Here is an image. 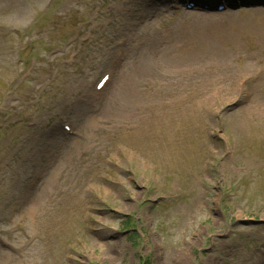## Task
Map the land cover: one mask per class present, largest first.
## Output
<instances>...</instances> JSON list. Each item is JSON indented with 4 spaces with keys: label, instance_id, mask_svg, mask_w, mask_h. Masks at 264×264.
<instances>
[{
    "label": "rangeland",
    "instance_id": "1",
    "mask_svg": "<svg viewBox=\"0 0 264 264\" xmlns=\"http://www.w3.org/2000/svg\"><path fill=\"white\" fill-rule=\"evenodd\" d=\"M204 6L0 0V264H264V8Z\"/></svg>",
    "mask_w": 264,
    "mask_h": 264
},
{
    "label": "bare ground",
    "instance_id": "2",
    "mask_svg": "<svg viewBox=\"0 0 264 264\" xmlns=\"http://www.w3.org/2000/svg\"><path fill=\"white\" fill-rule=\"evenodd\" d=\"M189 18H195V17H189Z\"/></svg>",
    "mask_w": 264,
    "mask_h": 264
}]
</instances>
